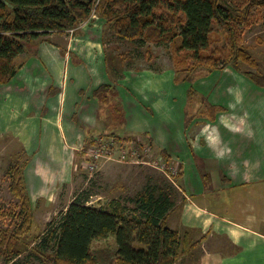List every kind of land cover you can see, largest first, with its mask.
<instances>
[{
  "label": "rangeland",
  "instance_id": "374dc122",
  "mask_svg": "<svg viewBox=\"0 0 264 264\" xmlns=\"http://www.w3.org/2000/svg\"><path fill=\"white\" fill-rule=\"evenodd\" d=\"M221 3H229L239 19L230 23L232 32L226 26L214 25L210 45L201 51V60H197L194 69L184 70L191 66L189 62L175 66L174 44L179 40L155 43L122 38L116 18L109 13L116 8L114 0H94L92 13L86 19L73 28L41 35L31 43L34 47L30 45L25 54L19 55L16 76L9 83H0V264H53L49 262L54 251L53 231L76 197L85 199L88 205L105 208L113 201L137 206L139 194L144 192L157 198L169 195L175 203L172 208L181 203L174 211H168L171 221L173 214L176 218L187 215L182 204L192 207L196 203V212L204 216L215 212L223 215L230 211L226 205L232 202L233 209H239L241 188L246 183L264 182V0ZM96 48H102L106 56L102 69L109 70L107 79L109 76L115 96L101 101L102 111L98 115L106 121L102 124L103 119L99 121L97 117L94 128L101 130L107 123L121 124L124 114L128 123L142 119L136 121L143 124L140 130H148L114 138L120 146L134 143L137 147V152L127 159H118L119 149L114 150L112 158L104 156L100 161L89 153L88 147L98 140L111 141V136L106 135L109 132L104 133L105 126L93 142L89 136L72 151L67 144L76 141L72 139L75 129L66 131L64 139L58 129L40 124L41 113L48 112L61 96L56 94L58 85L41 86L49 72L64 69L65 53L72 58L66 65L71 63L77 69L82 59L78 62L76 53L85 54ZM48 54L53 57H45ZM181 54L190 56L186 51ZM97 65L96 70L100 69ZM127 65L133 73L148 71V87L146 93L132 97L134 105L124 113L123 109L117 110L121 95L119 91L117 95L116 87L124 78ZM31 75L38 79L34 82L38 85L35 93ZM70 77L69 96L76 85L74 77ZM83 83L84 90L80 92L85 96ZM56 95L59 96L54 99ZM23 97L32 109L40 112L32 117L31 127L37 132L30 134V142L23 141L15 131H8L19 126L20 121L19 128L23 130V122L28 121L29 111L18 103ZM66 109L64 127L71 120L85 130L81 115L72 119ZM55 152L63 156L68 152L75 154L69 181L64 179L71 172L65 163H55L60 160ZM227 155L240 171L239 174L235 170L231 182L230 173L224 172L223 160ZM39 168L44 170L38 172ZM231 168H235L233 164ZM217 169L221 173L214 172ZM20 172L24 173L20 183L24 196L17 195L12 188L14 179L21 177ZM225 173L229 179H224ZM250 173L253 176L249 177ZM208 176L217 183L208 180ZM27 195L29 210L25 211ZM44 238L48 239V248L41 243ZM92 248L98 264L115 263V235L94 241Z\"/></svg>",
  "mask_w": 264,
  "mask_h": 264
},
{
  "label": "trees",
  "instance_id": "16d2710c",
  "mask_svg": "<svg viewBox=\"0 0 264 264\" xmlns=\"http://www.w3.org/2000/svg\"><path fill=\"white\" fill-rule=\"evenodd\" d=\"M114 1L116 8L109 13L116 18L122 38L155 43L179 40L174 44L173 61L176 67L189 62L191 66L184 70L194 69L197 60H201V51L209 47L215 24L232 32L230 23L239 19L229 3L223 4L221 0ZM93 4L94 0H0V83H9L16 76V58L35 39L53 30L73 28L91 15ZM184 51L190 56H183ZM106 88L102 85L96 92ZM106 135L119 138L115 132ZM93 140L95 136L91 137ZM20 175L12 188L17 195L24 196L20 186L24 173ZM209 179L212 180L208 176ZM138 198L137 206L113 201L105 208H97L76 197L53 231L54 251L49 262L98 264L93 254L94 241L115 235L114 264H175L186 250L187 237L166 223L174 202L169 195L157 198L146 192ZM23 208L29 210L28 195ZM41 243L48 248V239Z\"/></svg>",
  "mask_w": 264,
  "mask_h": 264
},
{
  "label": "crops",
  "instance_id": "0c3cea01",
  "mask_svg": "<svg viewBox=\"0 0 264 264\" xmlns=\"http://www.w3.org/2000/svg\"><path fill=\"white\" fill-rule=\"evenodd\" d=\"M25 53L26 51L23 54ZM76 54L79 57V60H77L78 62L81 59L83 60H81V65H77V69H74L71 63L66 65L68 60H71L72 58H70V56L65 53L63 59L65 67H68V69L65 70L64 67L63 70H53L49 72V76H47L45 82L42 83V87H48L50 85L55 87V85H58L59 90L56 91V94L59 92V95L61 96L59 102H56L55 105L51 107L49 106L48 112L41 113L42 116L40 119V124H42L43 127L48 126L52 128V130L58 129V133L60 132L61 137L64 139H66L64 136L66 131L68 132L71 127L72 129H75L77 132L74 130L72 139L76 141L71 142V145L67 144L68 149H74L72 151L77 150L85 138H88L89 136V139L92 136H95L96 138L97 134L103 132L102 130L104 126V133L116 132V134L119 136H134L148 131L140 130L143 124L136 121L142 119L134 120L131 123H128L124 114V121H122L121 124L119 122H116V124L107 123L102 127L101 130L94 128V126L97 124L96 118L98 117L99 121L100 119H103L101 115H98L99 112L101 113L102 111L100 108L101 101L103 100L107 102L110 96L114 94V91L111 89L112 84L110 83L109 76L107 79V74L110 75L109 70L106 71L102 69L104 67L106 56L104 55L102 48L90 49L89 51L87 50L85 54ZM32 55L33 54L31 53V56ZM45 57L52 58L53 56L48 54ZM96 65L100 67V69L96 70ZM126 67L127 69L123 71L124 78L121 79L120 85L118 84L116 87L117 95L118 91L121 95V99L119 98L120 101L118 100V102L121 104L117 110L123 109L124 113L134 105L132 97H137L138 94L146 93L148 87V84L146 83L148 71L142 70L138 71L137 73H133V70L132 68H129V65ZM52 75L55 76L52 77ZM71 75L74 77L76 85L72 88L69 96L67 88L69 86ZM35 76H30V82L34 87V93L37 91L35 87L38 86L36 83H34L38 80L35 78ZM55 81L57 84H55ZM84 81L85 83H83ZM82 83L84 86H86L84 92L85 96H82L83 94L80 92V89L84 90V87L81 85ZM100 85L108 86V88L97 93L96 91L98 88H100ZM29 92L31 91L29 90ZM59 95H56L54 99ZM68 96L71 99L69 103L67 102ZM87 98L90 100V103H83ZM80 100L83 101L81 102ZM18 103L21 104L23 110L29 111L27 115L28 121L23 122V130L19 128L21 121L19 122V126L7 130L10 132L15 131L17 134H21L23 141L30 142L32 139L30 134H35L37 132V129L36 131L32 129L31 120L34 119L32 117L37 116L40 114V112L36 109H32L33 106L31 103H27L26 97H23L22 101ZM66 107H68V115L72 119L75 117L78 118L79 114L81 115V118L84 122L82 124L86 126L85 130L78 128L71 120L69 121L68 126L64 127V114L67 113ZM94 107H96V109L92 111V108ZM50 110L52 111L51 114ZM18 114L19 111L17 115ZM109 117L112 119V116ZM101 121L102 124H104L106 120L103 119ZM110 122H112V120ZM12 126H14V124H12ZM33 126H35V123ZM2 132H4V125L2 127ZM68 153L66 156L57 153L56 157H58V159L60 158V160H55L56 164L65 163L71 172L70 176L64 179L65 181H69L72 177L71 164L73 162L72 157L75 155L73 152H70L69 154ZM64 158H66V160L63 161L62 159ZM228 160L229 157L227 155L223 160L225 163L224 172L230 173L231 182V179L233 177L235 178L233 173L235 170H239L232 161ZM232 164L235 168H231ZM43 167L45 166L43 165ZM42 169L44 170V168ZM42 169L39 168L38 172L43 171ZM49 172H51V170ZM214 172L221 173L220 170ZM241 172H243L242 169ZM226 173L224 179H229V177L226 176ZM251 176H253V173L249 174V177ZM221 180L222 178L220 181ZM212 181L217 183L218 180L216 181V179H212ZM198 188L201 189V186ZM241 192V199L239 203L240 208L233 209L232 202L230 206L226 205L228 208H230V211L224 212L223 215L215 212L208 216H204L205 214L196 212V209L194 208L196 203H193L192 207L182 204L183 206L185 205L183 212L187 214L186 216L183 214L181 217L180 214V216L176 218L177 215L175 216V214H173L171 221L168 217L166 218V223L170 228L176 230L182 237H187L186 250L178 257L175 264H264V182L255 184L246 183L244 188H241ZM193 195L194 192L191 194V200ZM186 196L189 199L188 195ZM186 201H184V203ZM179 204L181 203H176V205L170 210L174 211L176 206ZM188 211L192 212V214L189 216L187 213Z\"/></svg>",
  "mask_w": 264,
  "mask_h": 264
},
{
  "label": "built area",
  "instance_id": "2783aa9c",
  "mask_svg": "<svg viewBox=\"0 0 264 264\" xmlns=\"http://www.w3.org/2000/svg\"><path fill=\"white\" fill-rule=\"evenodd\" d=\"M70 31H72V29H70ZM111 138H112L111 141L98 140L97 143L90 145L88 147L89 153L95 156L98 159V161H100V159L103 158L104 156H106V158L108 159L112 158L114 150L119 149L121 151V154L118 159L120 160L123 158L127 159V157L130 154H134L138 150L137 147L134 145V143L127 144V146H120L118 143L114 142L115 137L111 136ZM106 148H109V149L106 152H104ZM89 166L93 167L92 164H89ZM172 168L175 169L174 171H177L175 166Z\"/></svg>",
  "mask_w": 264,
  "mask_h": 264
}]
</instances>
